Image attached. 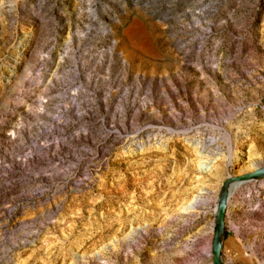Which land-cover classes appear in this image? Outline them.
I'll return each mask as SVG.
<instances>
[{
  "label": "rangeland",
  "instance_id": "374dc122",
  "mask_svg": "<svg viewBox=\"0 0 264 264\" xmlns=\"http://www.w3.org/2000/svg\"><path fill=\"white\" fill-rule=\"evenodd\" d=\"M263 167L264 0H0V264H214ZM219 259L264 264V177Z\"/></svg>",
  "mask_w": 264,
  "mask_h": 264
},
{
  "label": "water",
  "instance_id": "95a60500",
  "mask_svg": "<svg viewBox=\"0 0 264 264\" xmlns=\"http://www.w3.org/2000/svg\"><path fill=\"white\" fill-rule=\"evenodd\" d=\"M257 177H264V167L257 168L254 171L244 174L242 176L228 178L223 181L220 191L218 193L216 208L214 211V225H213V236H212V253L213 263L222 264L219 259L221 239L223 236V214L225 209L227 193L233 185H237L244 181L254 179ZM231 181V182H229Z\"/></svg>",
  "mask_w": 264,
  "mask_h": 264
},
{
  "label": "bare ground",
  "instance_id": "6f19581e",
  "mask_svg": "<svg viewBox=\"0 0 264 264\" xmlns=\"http://www.w3.org/2000/svg\"><path fill=\"white\" fill-rule=\"evenodd\" d=\"M131 29H132V28H131ZM129 30H130V29H129ZM129 33H130L129 36L133 37V36L135 35L136 32H135L134 30H130ZM233 186H235V185H233ZM228 197H229V193H227L226 200L228 199ZM222 264H223V263H222Z\"/></svg>",
  "mask_w": 264,
  "mask_h": 264
}]
</instances>
